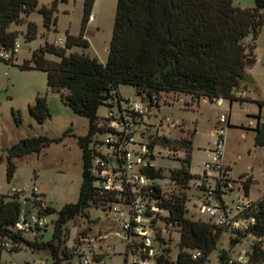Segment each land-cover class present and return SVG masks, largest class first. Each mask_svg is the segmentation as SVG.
<instances>
[{
    "label": "trees",
    "instance_id": "1",
    "mask_svg": "<svg viewBox=\"0 0 264 264\" xmlns=\"http://www.w3.org/2000/svg\"><path fill=\"white\" fill-rule=\"evenodd\" d=\"M95 0H84V22H88ZM116 13L108 55L105 64L87 54L70 53L72 47L88 49L89 43L83 35L67 34L65 47L46 45L35 51L32 56L34 67L24 63L21 68H35L45 71L47 85L51 91L61 93L63 102L78 116L88 120V132L78 138L82 152V183L78 200L66 204L58 211L53 222V233L47 241L40 237L47 228L36 229L35 240L24 238V231L15 229V225L30 212L22 208L19 194H0V264L3 252L17 251L21 246L32 250H47L51 264H71L75 255L66 248L68 233L65 225L76 217L89 218L88 210L92 206L109 210L115 201L114 196L101 187L94 186L95 179L91 174L96 149L90 148L92 135L103 132L99 128L98 110L102 105L110 107V102L120 96L119 85H130L137 90L140 97H150L152 106L158 107L157 100L164 93L188 95L194 101L200 98L214 100L241 101L237 92L249 80L246 71L248 59H254V41L264 23V0H254L252 8H239L233 0H116ZM38 7V0H0V47L12 52L17 32L9 30L11 25L22 23L31 13L38 11L43 18V25L49 29L55 24L54 9ZM36 36V25L27 22L24 38L31 41ZM251 36L252 43L245 39ZM48 52L60 58L51 62L44 58ZM0 60H3L0 58ZM13 61H6L14 64ZM156 102V104L153 103ZM262 106V103L259 102ZM148 108V109H149ZM29 114L36 122L42 124L50 117L46 96H38L28 107ZM229 126V124H227ZM255 142L264 145V128L256 129ZM195 132V131H194ZM193 132V133H194ZM171 139L159 136L158 129L152 135L150 146L167 152L182 151L185 158L179 168L170 172L168 182L177 188L176 193H164L160 180L164 178L160 167H151L145 171L148 178L155 180L150 187L148 204L156 205L162 212L158 215L167 231L179 234V252L174 261L170 259V250L163 246L157 249L154 264H206L210 253L216 249L219 237L224 231L233 233L229 238L230 246H235L245 238H251V246L245 252L248 264L264 262V195L252 206L241 213L247 224L244 228L233 230L216 226L211 219L200 216L192 218L188 214L189 197L187 191L191 186L192 174L189 172L192 152V137ZM53 140L45 136L26 138L7 149V175L14 172V158L39 153ZM101 144V142H100ZM2 157L0 156V162ZM197 177L195 192L200 198L206 190L205 179ZM201 181L202 185H198ZM209 183V181H208ZM249 180L243 184L244 195L249 192ZM220 191H215L216 199L221 201ZM39 215L55 212L42 202V197L29 199ZM222 202V201H221ZM255 209V211H253ZM164 242V241H163ZM10 245L9 249L4 244ZM165 243V242H164ZM74 249V248H73ZM130 246H126L129 250ZM198 252L199 256L193 258ZM220 264H227L232 256L226 250H219ZM92 260L100 263L99 255ZM64 261H67L64 263Z\"/></svg>",
    "mask_w": 264,
    "mask_h": 264
},
{
    "label": "rangeland",
    "instance_id": "2",
    "mask_svg": "<svg viewBox=\"0 0 264 264\" xmlns=\"http://www.w3.org/2000/svg\"><path fill=\"white\" fill-rule=\"evenodd\" d=\"M55 0H38V7H51ZM116 0H95L91 9L93 21L84 22V0H56L54 17L56 22L49 29L43 25V18L38 11L31 13L18 25H11L9 30L16 31V43L19 52L16 54L14 64L0 60V194H9L12 189H23L26 186L33 188L39 186V194L44 205L51 207L55 212L46 215L48 226L40 237V241H47L53 233V222L58 217V211L66 204L75 203L78 200L79 189L82 183V152L78 144V138L88 132V120L76 115L62 100L61 93L51 91L47 85L45 71L35 68H21L24 63L34 67L32 56L35 51L42 50L46 45H57L61 42V48L65 47L67 34L73 36L83 35L88 41V49L72 47L66 50L70 53H84L95 57L100 63L105 64L108 48L114 26L116 13ZM233 5L239 8H252L253 0H233ZM250 5V6H249ZM27 22L36 25V36L31 41L24 38L27 30ZM252 37L245 39L246 44L252 43ZM253 54L257 63L249 72V80L245 81L246 96L237 93V97H243L241 101L229 100L220 103L209 98L192 100L188 95L173 92L164 93L158 98V107L151 113L148 123L151 127L146 130L155 135L158 129L159 136L168 138H188L191 133L192 152L190 156L189 172L193 178L190 183L193 188L187 191L189 197L188 214L192 218H198L197 204L199 200L195 192L197 177L206 171L210 177H217L218 172L211 171L204 164H214L212 149L217 141V126L220 115L228 117L229 126L225 125L224 132V157L223 166L228 168L229 177L235 188L231 192L222 195L224 203L228 206L230 214L236 212V205L241 201L257 202L264 194V145L255 142L256 128H264V23L261 31L254 41ZM0 53H10L0 47ZM44 58L51 62H58L60 58L45 52ZM252 75V78H251ZM118 91L123 99L140 98L137 90L130 85H119ZM38 96H46L50 110V117L39 124L29 114L28 107L35 102ZM249 97L250 100L244 99ZM262 103V106L259 105ZM144 108L146 105L144 104ZM108 106L102 105L98 110V116L103 118ZM176 125L171 127V123ZM45 136L53 140L39 153L24 155L14 158V172L9 178L7 175L6 151L22 139ZM106 133L96 132L92 135L90 148L98 149L100 142L104 140ZM185 154L182 151L166 154L161 152L154 161L157 167L162 169L164 178L160 180V187L164 193L174 191L177 188L169 185L170 172L179 168ZM249 180L248 196L244 195L243 184ZM213 183V180H210ZM97 181L94 186H97ZM22 196V208L25 212H34L35 207L29 200L31 192ZM241 200V201H240ZM255 211V209H253ZM89 218L76 217L69 220L65 229L68 233L66 248L70 254L74 253V247L80 238H84V248L92 260L100 249L107 254L104 264H132V256L128 257L126 243L116 235L107 239L103 236L109 230L118 227L115 225L113 215L101 207L92 206L88 210ZM162 226L161 236L165 244L162 246L170 250V259L174 261L178 252L179 234L176 231H167ZM234 236L229 231H224L219 237L216 249L208 258L206 264H220L218 260L219 250H226L232 257L246 252L251 246L252 239L245 238L241 243L230 246L229 238ZM115 237V240L113 238ZM24 238L34 241L31 233H24ZM99 247V248H98ZM103 247V248H102ZM89 248V249H88ZM264 248V244H263ZM67 261H64L66 263ZM2 264H51V256L47 250H32L27 246H21L11 253L3 252ZM71 264H80L79 258L73 256ZM92 264H97L92 261ZM261 264H264L261 263Z\"/></svg>",
    "mask_w": 264,
    "mask_h": 264
},
{
    "label": "built area",
    "instance_id": "3",
    "mask_svg": "<svg viewBox=\"0 0 264 264\" xmlns=\"http://www.w3.org/2000/svg\"><path fill=\"white\" fill-rule=\"evenodd\" d=\"M91 21H93L92 16L88 18V22ZM57 45H60V42ZM18 52L19 46L15 42L12 52L0 53V58L13 61ZM220 101L221 99L214 100L217 103ZM153 103L156 104L155 101ZM144 104L143 97L123 99L121 95L110 102L106 115L99 122V128L106 133V136L96 149L97 154L91 167V174L98 186L114 196L115 201L108 212L113 215L118 226L116 236L121 237L126 246H130L126 257L129 253L131 254L132 264H154L157 249L165 244L161 236L162 230L157 227L162 226L161 220L157 218L162 212L156 205L148 204L152 179L145 174L147 169L156 167L154 161L165 150L156 145L150 146L153 136L146 130L151 127L148 123L151 113L148 112L149 109L144 108ZM227 124L228 117L220 115L216 130L217 141L211 151L214 164H204L211 171L218 172V176L210 177L206 171L199 175L207 183H205L206 190L198 198L199 203L196 207L198 215L211 219L216 226L239 230L247 224L246 219L240 214L245 213L253 202L240 200L241 202L236 205L235 214L231 215L224 201L221 200V202L215 198V191L222 192L220 194L222 199V195L235 188L230 180L229 170L223 166L222 162L224 132ZM175 125L174 122L171 123V127ZM165 153L169 154L167 151ZM210 180H213V183ZM198 185H202V182L199 181ZM28 192H31V197L38 196L39 186L12 189L10 194L25 197L24 194ZM47 224L45 216L30 212L16 223L15 229L29 233ZM84 241V238H80L74 251L80 256V264H92L93 260L84 248ZM4 247L9 249L10 245L5 243ZM197 256H199L198 252L193 255V258ZM248 261L245 252H242L228 259L227 264H248Z\"/></svg>",
    "mask_w": 264,
    "mask_h": 264
},
{
    "label": "crops",
    "instance_id": "4",
    "mask_svg": "<svg viewBox=\"0 0 264 264\" xmlns=\"http://www.w3.org/2000/svg\"><path fill=\"white\" fill-rule=\"evenodd\" d=\"M254 1V0H253ZM250 6V5H249ZM92 22V21H91ZM87 23H89V22H87ZM62 45V43L60 42V46ZM254 66H253V68L255 67V65H256V63H257V60L255 59V56H254ZM248 74H249V72H247ZM251 78H252V75H251ZM249 82L251 83V84H254V81H253V79L251 80V79H249ZM246 87H247V85H243L241 88H240V90L237 92V93H240L242 96H246L247 94V92H246ZM241 98V97H240ZM242 99H243V97H242ZM244 99H247V100H250V98L249 97H244ZM221 101H224V100H221ZM220 101V102H221ZM156 107H154V109H155ZM154 109H149L150 110V112L149 113H153V110ZM228 124H229V120H228ZM221 200H223V198L221 199ZM116 226H117V224H115ZM118 227V226H117ZM118 232V230H116V233ZM115 232H114V229H112V230H109L108 232H106V234L103 236V238H105V239H107L108 237H110V236H113V235H117V234H114ZM113 240H115V237L113 238ZM99 248V247H98ZM103 248V247H102ZM107 254V252H105V250L104 249H100V251L98 252V253H96V255H99V257H100V259H101V262H100V264H104V258H105V255Z\"/></svg>",
    "mask_w": 264,
    "mask_h": 264
},
{
    "label": "water",
    "instance_id": "5",
    "mask_svg": "<svg viewBox=\"0 0 264 264\" xmlns=\"http://www.w3.org/2000/svg\"><path fill=\"white\" fill-rule=\"evenodd\" d=\"M254 59H248L247 62H246V65H247V68H246V71L247 72H251L252 69H253V66H254ZM152 100L150 97H143V103L146 104V108L148 109L149 108V105L151 104ZM152 110V109H151ZM150 112V110L148 111ZM155 184V180H151V185L154 186Z\"/></svg>",
    "mask_w": 264,
    "mask_h": 264
}]
</instances>
